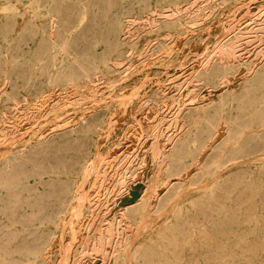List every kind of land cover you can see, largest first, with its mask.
Segmentation results:
<instances>
[{
    "label": "bare ground",
    "instance_id": "bare-ground-1",
    "mask_svg": "<svg viewBox=\"0 0 264 264\" xmlns=\"http://www.w3.org/2000/svg\"><path fill=\"white\" fill-rule=\"evenodd\" d=\"M246 1L0 0V264H53L66 236L64 264H264V56H242L264 2L221 24ZM146 56L184 72L141 98ZM131 64L134 114L112 129L96 85Z\"/></svg>",
    "mask_w": 264,
    "mask_h": 264
},
{
    "label": "rangeland",
    "instance_id": "rangeland-1",
    "mask_svg": "<svg viewBox=\"0 0 264 264\" xmlns=\"http://www.w3.org/2000/svg\"><path fill=\"white\" fill-rule=\"evenodd\" d=\"M263 2H264V0H247L242 5V7H243V8H241L242 10L238 11V9H237V11H234V13L231 12V14L229 13L230 15L229 14L225 15L227 17L226 19H225V16H223L221 18V24L226 29L230 28L232 25H236L242 19V17L247 15L250 11L254 10L258 5H260ZM223 20L225 22H223ZM138 22L141 23L140 21H138ZM135 30L140 31L138 29V27L135 28ZM202 30L204 31L205 27H201L200 29L197 30V36L198 37L204 36L205 39L209 38V36H207L208 32L207 31L203 32ZM138 33L139 32H137V34ZM167 40H169V37L167 38ZM174 42H177L176 43V45L178 47L177 49H178V51H181V49L183 48L182 45H183L184 42L181 39H178V40L176 39ZM252 45L253 46L251 48V51L249 49L248 50H244L242 52V56H243V58H245L246 61L255 60V65H258L263 60L262 56H264V43L260 44V42L253 41ZM205 47L206 46H204V43H198L197 42L193 47H191L188 50V52H186V55H188L187 57H191L192 58L191 61H193L195 59L194 62H196L197 59H201L202 58L201 55L203 54V52L205 53V51H204ZM195 51H196V55H194ZM191 52H192V55L190 54ZM193 52H194V54H193ZM197 54H200V55H197ZM198 56H200V57H198ZM136 61H137V63L146 62L147 64L145 66H147V67L149 65V67L147 68L149 76L146 79L147 89L143 92V96L142 95L140 96L141 98L144 97V95L147 92L153 91L154 90V86L155 87H156V85L164 86L163 84L169 83L173 76H179V75H181L184 72V67L182 68V66H179L178 63H172V64H168V65H165L163 63H161V64L156 63V62L159 61V59H156V60H154L152 62H149V58L147 56L146 57H142V58H138V59H136ZM160 65H161V67H160ZM135 66L136 65H134V64L123 65L122 66L123 70L125 68H128V71H126L125 74H124V79L118 81V83H116L110 89H108L106 91H104V89H103L104 86L100 82L96 85V91H97L98 94H100L99 100H105V99L111 98L115 94H116V97L118 98V103H117V106L115 108L116 110H114L111 113L110 118H109L110 127H112L116 123H120V124L123 123L125 121L126 117L129 118V116H132L134 114L133 112H131V110L133 109V103L131 102V99L135 98L136 96L139 95L140 89L133 90L131 87L127 88V89L125 87H126V82L128 81V79L126 80V78H128L129 75L132 74L135 71ZM178 66H179V68H177ZM166 67L170 69V70L167 69V70H169L168 72L166 70ZM176 68H177V70H176ZM164 71L167 72V73H165ZM163 72H164V74H163ZM151 77H154V78H151ZM144 87H146V86H143L142 88H144ZM120 89H122V90H120ZM128 90H130L129 94L127 93ZM73 97H74V95H71L69 97V99H68V102ZM62 102H65V101H62ZM142 103H144V102H142ZM87 106H88L87 104H83L82 106L80 105L79 107L84 108V107H87ZM35 117L39 118V114L36 113V116H34V118ZM42 117H40V118L41 119L45 118V117H43V118ZM140 117H141V114L138 111L137 114L134 117V124L136 126L139 125ZM46 118H47V116H46ZM47 119L51 120V118H47ZM54 120H55V118H54ZM50 123H51V121L48 124H50ZM46 124L47 123L45 122L44 126ZM112 129H113V127H112ZM25 131H23L22 137L26 136V132ZM97 155H96V159L100 157L99 155L98 156ZM106 157L108 159L109 155L106 156ZM116 160L117 159L114 158L113 152H112V154L110 156V159H109V162H112V166L109 168V172H112L114 170H118L121 167V164H118V161L116 162ZM97 164H98V160L94 161V167H96ZM145 171H146V169H142L143 173H145ZM146 176H147V174H146ZM147 177L149 178V175ZM126 205H127V202H123L122 203V207H125ZM113 214H114V212L111 213V215H113ZM121 214H122L121 212H116L115 213V220L116 221L119 222L121 220ZM123 225H125V223H122V226ZM130 228L128 227L127 231H131L133 229L132 226H130ZM67 239H68V237L66 236V237H63L62 239L58 240L56 242V244H54V251L47 253L46 258H48L50 263H53V264H64L65 263V261L67 260L68 254L72 251L70 249V244H69V241H67ZM55 252H57V254H54ZM95 255L96 254L94 253V255H90V256H93L91 258L94 259ZM87 257H89V256L84 257V259H86ZM105 257H106L105 250L104 251H100V253L98 254V257L95 259L96 262L94 264H106ZM90 264H93V263H90Z\"/></svg>",
    "mask_w": 264,
    "mask_h": 264
}]
</instances>
